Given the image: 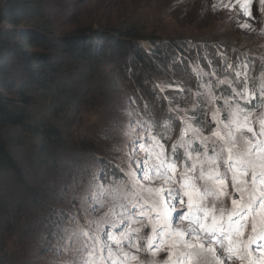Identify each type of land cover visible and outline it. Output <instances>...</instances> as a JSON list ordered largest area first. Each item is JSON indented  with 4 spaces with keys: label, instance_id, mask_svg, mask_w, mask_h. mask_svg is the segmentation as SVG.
Masks as SVG:
<instances>
[{
    "label": "rangeland",
    "instance_id": "obj_1",
    "mask_svg": "<svg viewBox=\"0 0 264 264\" xmlns=\"http://www.w3.org/2000/svg\"><path fill=\"white\" fill-rule=\"evenodd\" d=\"M42 1L48 36L72 35L83 29L112 36L116 29L131 28L146 36L132 41L141 55L153 60L151 53L156 48L163 51L166 74L149 75L131 57L135 54L132 49L130 55H111L108 64L98 65L93 71L86 64L64 66L56 77L58 86L46 83L45 87H25L33 99L30 122L57 126L66 146L54 149L56 160L45 168L42 162L46 154L37 153L39 141L19 128L1 130L20 173L0 170V264H84L89 257L80 250L84 239L81 230L91 231L97 243H102L105 234L113 240L127 239L135 228H140L138 235L143 243L136 241L138 251H129L123 245L111 250L113 264L120 261L118 251L127 253L120 264H168L170 260L175 264L183 245L190 242L197 246L203 243L204 250L194 252L184 264H264V256L259 250L253 252L248 244L254 235H264V202L249 206L242 224L232 222V234L224 240L225 247L232 249L231 255L219 247L218 240L204 238L197 242L195 237H177L176 233L149 248L153 238L162 235L158 229L163 220L155 215H163L160 208L151 214L146 212L140 224L133 217L119 231L115 227L120 224L118 204L137 200L149 203L153 197L148 189L162 186L155 141L163 145L169 162L176 152L177 172L196 164L195 175L199 176L203 163L205 180L199 184L191 178L184 181L182 191H193L200 184L213 186L218 181L215 173L207 175L212 153L201 155L199 161L186 159L185 149L190 143L195 148L202 135L231 129L239 138L237 150L243 151V141L252 139L246 132L248 127L257 133L253 143L264 139L259 134L264 123V11H256L258 0L251 20L247 10L241 17L235 7L243 0L233 4L231 0ZM2 24L12 28L9 22ZM22 24L34 26L35 20ZM100 41L105 44V38L100 37ZM174 41L180 45L176 46L178 50L173 47ZM25 74L19 67L14 71L16 85L21 86ZM221 80L228 83L220 85ZM5 92L9 93L7 89ZM9 96L15 98L18 93ZM213 115L215 129L208 119ZM196 116L201 117L199 124L194 123ZM138 137L137 146L134 142ZM207 147H212L211 141ZM191 155L196 157L197 152ZM227 179L231 180V174ZM226 190L229 195L222 209L227 225L233 211L230 183ZM261 192L264 187L258 182L255 194L243 193L238 203H246L249 196L255 201ZM92 208L95 211H85ZM216 218L219 220V212ZM86 221H96V227H84ZM170 221L172 227L188 223L183 215L176 218L174 212H170ZM144 225H149L147 232ZM165 248L171 258L159 251ZM209 248L215 249V259ZM92 259L99 264L104 257L101 254Z\"/></svg>",
    "mask_w": 264,
    "mask_h": 264
},
{
    "label": "snow or ice",
    "instance_id": "obj_2",
    "mask_svg": "<svg viewBox=\"0 0 264 264\" xmlns=\"http://www.w3.org/2000/svg\"><path fill=\"white\" fill-rule=\"evenodd\" d=\"M257 5V0H243V3L237 2L235 7L238 14L243 17L244 10H247L248 18L251 20L255 13L252 11ZM259 7L256 8L257 12L264 11V0H258ZM231 67V66H227ZM214 73H209L211 76ZM233 75H237L234 73ZM228 81H219L220 85H226ZM243 95V93H241ZM251 99V97H249ZM219 102V101H217ZM212 123V128L217 127L215 115L208 117ZM201 121L200 116H196L194 123L199 124ZM137 123V121H133ZM261 133L264 135V123L260 125ZM237 131H241L237 129ZM246 132L252 134L251 140L243 141V151L237 150L238 137L229 129L228 131L221 133L220 131H212L210 136L202 135L200 141L193 148L191 143L185 149V156L187 160H200L201 155L207 157L208 153H212L210 167L207 171L208 176H212L215 173V178L218 181L216 185L210 186L207 182L200 184L199 188H194L193 191H182L185 188L184 181L191 178L194 183L199 184L200 181L205 180V169L203 163L200 164V175L196 176L197 165L193 164L191 168L186 170H181L177 172L178 167L175 162L176 152H173V160L169 162L164 156V147L157 140L155 141L153 148L157 151L156 159L160 161L157 166L159 171V176L161 177V188L159 189H148L151 193L153 199L149 203H144L140 200L136 202L120 203L118 207L120 209L119 218L120 224L115 225L116 230L119 231L124 225L128 224L130 218H135V223L140 224L146 216V212L151 214L155 212V209H163V215L159 212H155V215L163 220V223L159 226L158 231L162 235L154 237V243L149 245V248H155L156 243H159L164 237L176 233L177 237H195L197 242L204 238L207 240L219 241V247L224 249L229 255H231L232 249L226 248L224 240L232 234V222L243 223V218L245 213L248 212L249 206L255 207L256 205L264 202V192H261L259 199L253 201L252 196L248 197L247 202H239L243 193L251 191L255 194L256 185L259 184L264 187V139L259 140V142L253 143L256 140L257 133L254 132L252 127H248ZM211 141L212 147H207L208 142ZM137 146L140 143V138L134 142ZM203 145V147H202ZM192 151L197 152V156L193 157L191 155ZM147 155V153H146ZM135 163V160H133ZM143 163V161H141ZM223 167L225 170L220 171ZM257 167L259 170H257ZM171 169V171H169ZM154 171H156L154 169ZM231 174V180L228 181V176ZM124 175V173H121ZM239 177V178H238ZM95 179V178H93ZM103 180V174L100 177ZM141 179H145L141 175ZM151 178H149V183H151ZM230 183L233 189V199L231 203L233 205V211L228 216L229 223L226 225L224 223L223 216V203L228 198V192L226 190V184ZM179 185V186H177ZM196 193H199L198 195ZM186 198V203H185ZM206 198V199H205ZM128 200V197L124 198ZM198 201V202H197ZM85 211H95V208L85 209ZM170 212H174L176 218H180L183 215L184 219L188 221L186 226L183 227H172L170 221ZM220 213V218L217 220V213ZM80 219L83 220V216L77 213ZM75 219V217L73 218ZM84 227L93 229L96 227V221H86ZM144 230L147 232L149 225H144ZM165 229H171L170 232L164 231ZM154 231L156 229H153ZM140 228H135L131 235L127 239L113 240L107 234L104 235L103 242L97 243V236H95L91 231L83 232L81 230V235L84 239L81 242L80 250L85 252L89 259L84 261V264H96L93 257H99L103 254L104 259L99 262V264H113L112 258L109 255L111 250L119 249L121 245L128 248L129 251L137 250L136 241L140 240L143 243V238L138 235ZM253 232L256 233V228L253 226ZM203 233V236L200 235ZM135 237L136 239H133ZM75 239V236L72 237ZM230 242H235L234 240ZM248 244L252 247L253 252L259 250L261 256H264V235L256 234L254 237L248 241ZM91 245V247L89 246ZM184 251L177 254L175 264H184L187 257L191 256L194 252H199L204 250V244L199 243H187L183 245ZM159 251L165 252L171 258V253L167 251V248L160 249ZM207 251L213 253V258L215 259V249L209 248ZM117 255L122 261L127 255V253L117 252ZM120 261H116V264H120ZM171 264V260L168 262ZM210 264V262H208Z\"/></svg>",
    "mask_w": 264,
    "mask_h": 264
},
{
    "label": "trees",
    "instance_id": "obj_3",
    "mask_svg": "<svg viewBox=\"0 0 264 264\" xmlns=\"http://www.w3.org/2000/svg\"><path fill=\"white\" fill-rule=\"evenodd\" d=\"M44 16L42 0H0V170L6 168L20 173L19 166L8 148V142L1 137V130L5 127L19 128L40 142L37 153L46 154V160L42 162L45 168L50 167L56 160L54 149L66 146L57 126L30 122L32 115L29 106L33 99L25 90L29 84L44 87L47 86L46 83L57 85L56 77L64 66L72 63L86 64L93 71L98 65L108 64V57L111 55H116L117 52L130 55L132 49L135 54L131 57L136 62L139 61L138 65H143L149 75L166 74L162 66L166 65L167 57L163 51L156 48L151 53L153 60H150L141 55L139 46L132 44L136 38H146L137 30L116 29L112 36H101V33H88V29L82 28L76 34L50 37L47 34L48 27L43 22ZM30 20H35L34 26L22 24ZM5 22H9L12 28L2 24ZM100 37L105 38L104 45L101 44ZM173 43V47L178 50L179 43ZM52 53L58 55L53 56ZM54 57L60 62H56ZM18 67L26 72L21 86L16 85V78L13 76ZM6 89L9 93H18V97L9 96ZM1 225L0 221V230Z\"/></svg>",
    "mask_w": 264,
    "mask_h": 264
},
{
    "label": "bare ground",
    "instance_id": "obj_4",
    "mask_svg": "<svg viewBox=\"0 0 264 264\" xmlns=\"http://www.w3.org/2000/svg\"><path fill=\"white\" fill-rule=\"evenodd\" d=\"M234 1H236V0H231V4H233Z\"/></svg>",
    "mask_w": 264,
    "mask_h": 264
}]
</instances>
